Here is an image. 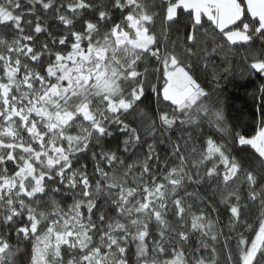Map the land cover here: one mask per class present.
Masks as SVG:
<instances>
[{"label":"snow or ice","instance_id":"1","mask_svg":"<svg viewBox=\"0 0 264 264\" xmlns=\"http://www.w3.org/2000/svg\"><path fill=\"white\" fill-rule=\"evenodd\" d=\"M222 258L264 264V0H0V264Z\"/></svg>","mask_w":264,"mask_h":264},{"label":"trees","instance_id":"2","mask_svg":"<svg viewBox=\"0 0 264 264\" xmlns=\"http://www.w3.org/2000/svg\"><path fill=\"white\" fill-rule=\"evenodd\" d=\"M118 19L119 14L117 13ZM186 19L187 17H182L181 22L183 23ZM160 27L161 25L158 20L156 30L159 31ZM242 67L243 65L235 67L234 74L229 76L227 80L222 81L221 87L223 88L226 108L230 119L239 122L243 130L252 132L256 122L260 118L259 107L261 104V93L259 86L262 81L256 77L241 75L240 70ZM205 83L207 84V81ZM238 130H241V128H238ZM112 143L114 145L115 141L113 140ZM162 151L163 149H161Z\"/></svg>","mask_w":264,"mask_h":264}]
</instances>
